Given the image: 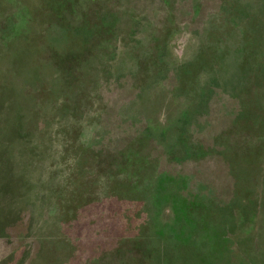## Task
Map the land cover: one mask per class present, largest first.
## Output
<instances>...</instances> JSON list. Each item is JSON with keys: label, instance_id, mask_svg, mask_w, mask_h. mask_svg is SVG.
I'll return each instance as SVG.
<instances>
[{"label": "rangeland", "instance_id": "1", "mask_svg": "<svg viewBox=\"0 0 264 264\" xmlns=\"http://www.w3.org/2000/svg\"><path fill=\"white\" fill-rule=\"evenodd\" d=\"M0 264H264V0H0Z\"/></svg>", "mask_w": 264, "mask_h": 264}]
</instances>
